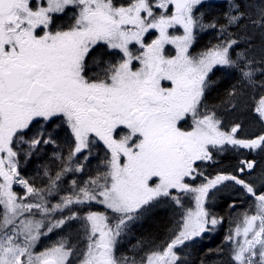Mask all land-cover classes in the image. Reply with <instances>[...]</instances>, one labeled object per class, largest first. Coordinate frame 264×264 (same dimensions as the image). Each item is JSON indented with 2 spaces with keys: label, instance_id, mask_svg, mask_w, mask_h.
<instances>
[{
  "label": "snow or ice",
  "instance_id": "6c2138e0",
  "mask_svg": "<svg viewBox=\"0 0 264 264\" xmlns=\"http://www.w3.org/2000/svg\"><path fill=\"white\" fill-rule=\"evenodd\" d=\"M227 6L223 23H206L205 0H0V264H73L67 238L35 251L71 221L80 222L86 241L77 264H180L177 249L220 223L205 207L209 194L229 188L256 209L226 237L231 262L264 264V168L256 171V156L264 157V96L253 109L261 132L250 137L239 135V124L225 130L204 106L214 70L264 89V0ZM69 9L67 27H54ZM209 29L217 30V43L193 54L198 32ZM236 96L233 86L229 102ZM57 120L68 154L53 153L37 186L21 176L18 149L27 144L30 157L56 145L44 134ZM97 143L106 149L104 170L82 184L66 179L84 171L81 156L87 150V161ZM226 153L237 161L231 171L204 170ZM169 201L178 210L170 240L139 260L118 257L119 238Z\"/></svg>",
  "mask_w": 264,
  "mask_h": 264
},
{
  "label": "rangeland",
  "instance_id": "374dc122",
  "mask_svg": "<svg viewBox=\"0 0 264 264\" xmlns=\"http://www.w3.org/2000/svg\"><path fill=\"white\" fill-rule=\"evenodd\" d=\"M120 1L124 2L125 0H120ZM205 2L225 3L227 6V0H205ZM236 2L242 3L247 7L249 2H251L253 5H257L261 2V0H236ZM56 26L57 25L55 24L54 27ZM170 31H174V30H170ZM176 34H182V30L176 32ZM201 34H205V32L204 31L198 32L197 36ZM257 44H259V41H257ZM172 49L173 48L170 46V50ZM235 85L236 87L238 85V89H240L239 94L237 97H235V99H232L231 102L227 101L224 104L220 105L219 107H214V108L205 107V108L208 110L215 111L217 117L221 120L222 125L226 126L225 123H227V126H229L230 130L233 125L239 124L241 126L239 131V135L241 137L255 136L261 132V122L259 121L258 117L255 115L253 109L256 103L258 102L259 98L261 96H264V89H261L259 86L252 88L246 85H242L239 83V77H237V81L235 82ZM26 146L28 147L27 144ZM84 155H88V152L84 153L81 156V162L83 164L87 162L83 159ZM256 160H257L256 171L257 174H259L261 168H264V157L256 156ZM227 165H234V163L228 161ZM222 170H226V169L216 168L210 175H214L216 172ZM31 171H34V169H31ZM87 175L88 174L85 171H83L81 173H76L74 175L70 174L69 175L70 178L67 177V179L74 178L78 181V183L82 184L83 181L88 179ZM255 178L256 177H253V179ZM64 188L68 189L69 185L65 183ZM14 191H16L20 195L24 194V189L20 185H14ZM58 199L59 197H56L52 202L55 203L56 200ZM230 203L234 204V207H229ZM222 204H224L225 206L222 210H219L220 205ZM184 205L186 208L195 207L194 201H192L191 199H185ZM205 207L213 215H215L218 220H220V223L217 225L214 231L206 232L202 235V237H197L193 241H188L186 242V246H181V248L177 249L178 254L181 257L180 264H232L231 262L232 245L226 241V237L229 235L230 232L234 231L238 223L242 222L245 213H249V214L255 213L256 209L254 206V202L251 201L250 198H248L245 194H243L242 191H238L236 188H229L223 191L213 190L209 194V198L206 201ZM177 212L178 210L176 208V205L173 204L171 201L158 205L156 208L152 210L151 213L146 214V216L142 218L141 221L135 223L131 227V229L127 232V234L119 238V243L117 244V249H116L117 256L118 257L135 256L136 259L139 260L140 257L143 256L146 253V251H148L149 249L154 248L156 246L164 245L166 242L170 240L172 236L174 225L176 223V220L178 219ZM158 213L166 215V217H168L169 219L170 225L166 229L164 233V237L161 240H157V241L148 238L138 239L139 236L135 237L136 231L144 224V222L146 220L151 219L152 217L155 216V214ZM128 233L130 234L128 235ZM131 236L135 238L132 239ZM61 238H67L69 242L75 247L76 256L73 257V264H77V261L80 258V253L83 251L86 245V241L83 238L82 229L80 227L79 221H71L70 226L66 225L62 229L54 230L52 233L49 234V236L42 237L35 251L37 252L42 251L45 247L51 246V244H53L54 242H56ZM217 239H218L217 246H214L213 248L214 252L213 253L208 252L209 250H207V252L211 254H209L206 257V260L203 261L194 260L192 256L193 255L192 251L194 247L205 243L208 244V246H211V242H214ZM135 244L139 245V246L137 245L138 249L135 248L136 246ZM130 247L134 249L130 250L131 249Z\"/></svg>",
  "mask_w": 264,
  "mask_h": 264
},
{
  "label": "trees",
  "instance_id": "16d2710c",
  "mask_svg": "<svg viewBox=\"0 0 264 264\" xmlns=\"http://www.w3.org/2000/svg\"><path fill=\"white\" fill-rule=\"evenodd\" d=\"M114 2L118 3V4L122 3L120 0H114ZM227 11H228V8H227L225 3L206 4L205 7H203L201 9V13H203L202 18L204 19V21L206 23L212 22V21H219L220 23L221 22L223 23L224 14ZM197 15H200V13H197ZM217 17H220V18H217ZM63 19L65 20L64 16L63 17H56V23H58L59 21H62ZM217 34H218L217 30L209 29L206 31L205 34H201V35L197 36L193 51L194 52H200V51H202L201 47H203L205 45H206V48L210 47L213 44L211 42L210 38L217 37ZM233 76L234 75H231V78ZM233 86L236 87L235 82H233L231 80H220V82L217 81L214 89L207 96V100L212 104H214L215 102H223L227 99L229 100L228 92L233 88ZM236 89H237V96H238L239 90H240V89H238V85H237ZM46 127H47V131L44 134L45 138H48V136L50 134L51 138L57 142L56 143L57 145H53V144L41 145L39 150L37 152H35L30 157H25V150H27V148H28L26 145L21 146V148L18 149L20 151V156L18 157V159L20 160L19 171L22 174V176H24L26 179H29L30 181L38 180L39 179L38 173L41 172V168H43V166L45 164H50V162L52 161V157H53L51 155H53V153H55V152H53L52 149L55 148V146H57L58 148H61V152L66 149L64 152H62L63 155L67 156V154H68L67 145L63 144L65 134H66L65 127L61 125L59 120H57V122L55 124H49ZM36 132H37V128L34 127L32 129V131L28 133V136L26 137V139H31L33 134ZM60 141H61V144H60ZM58 145H60V146H58ZM62 145H64V146H62ZM51 147H53V148H51ZM48 151H50V152H48ZM51 152H52V154H50ZM45 154L47 157L45 156ZM105 154H106V150L100 146H94L92 148V154L89 157V159L87 160V162L84 164L85 165L84 171L88 174V176L96 175L98 169L104 170V165L102 164V160L105 158ZM49 155H50V157H49ZM223 163L226 164L225 161ZM27 167L29 169L30 168L34 169V171L28 172L29 171V169H28V171L25 172V169ZM36 185L40 186L39 184H36ZM224 206H225L224 204L220 205L219 210H222L224 208ZM92 210L105 211L103 209V206H100V205H93ZM80 214L82 215L83 211H81ZM169 225L170 224H169L168 217H166V215H164V214L158 213V214H155V216L152 217L151 219L146 220L144 222V224L136 231V233H137L136 236H139V238L153 239L155 241L161 240L164 237V233H165V231ZM155 229H158V230H155ZM217 242H218V239L215 240L214 242H211V246H208V244H206V243L205 244L198 243L200 245H197L196 247H194L193 251H192V253H193L192 256H193L194 260L195 261L206 260V257L209 254H211L208 252H212V253L214 252L213 248H214V246H217ZM207 250H209V251L207 252Z\"/></svg>",
  "mask_w": 264,
  "mask_h": 264
},
{
  "label": "flooded vegetation",
  "instance_id": "af4514ba",
  "mask_svg": "<svg viewBox=\"0 0 264 264\" xmlns=\"http://www.w3.org/2000/svg\"><path fill=\"white\" fill-rule=\"evenodd\" d=\"M67 11H69V10H67ZM72 12H74V10H71ZM60 16H62V15H60ZM71 17L72 16H69L68 15V17H67V19H63L62 21H60V22H58L57 24H59L60 26H65L68 22H70V19H71ZM153 37H151V36H148L146 39L148 40V42H150L151 41V39H152ZM166 47H169V45L168 46H166ZM203 50L206 48V45L205 46H203V47H201ZM190 51H192V49L190 50ZM138 66V65H137ZM222 75H227V76H229V74H227L226 72H224L223 70H214V74H212V73H210V83H209V86H208V88H207V90H206V93H205V98H204V104L206 105V106H208V107H212V108H214V107H219L220 105H222V104H224L225 102H227V101H229L228 99L227 100H225V101H223V102H215L214 104H212V103H210L208 100H207V96L210 94V92L214 89V87H215V85H216V83H217V78L218 77H221ZM237 76H238V74H235L232 78H230V79H228V80H231V81H233V82H236L237 81ZM218 82H220V80L218 81ZM163 84H165V85H167L168 84V82L167 81H164V82H162ZM225 125L226 126H223L222 125V127L225 129V130H230V128H229V126H227V123H225ZM183 127H185V128H190L191 127V121L189 120L188 121V123L187 124H184L183 125ZM97 145H99V146H101V147H103V145L102 144H100V143H97ZM57 149V150H56ZM55 153H61V151H59V150H61V148H54V149H52ZM87 152V150H85V152L84 153H86ZM214 159H215V161H217L218 163H214V164H212V163H210V164H207V165H205L204 166V170L207 172V173H209V174H211L216 168L217 169H220V168H225L227 171H231L232 170V168L235 166V164H236V159H235V157H234V155L232 154V153H226V154H224V155H217V156H215L214 157ZM226 162V164H227V162L228 161H230V162H233L234 163V165H226V164H224L223 162ZM225 165V166H224ZM28 172H31V169H29V171ZM34 182H36V180L34 181Z\"/></svg>",
  "mask_w": 264,
  "mask_h": 264
},
{
  "label": "bare ground",
  "instance_id": "6f19581e",
  "mask_svg": "<svg viewBox=\"0 0 264 264\" xmlns=\"http://www.w3.org/2000/svg\"><path fill=\"white\" fill-rule=\"evenodd\" d=\"M242 2H244V1H242ZM117 4H118V3H117ZM218 15H219V14H218ZM221 16H222V15H221ZM213 18H214V17H213ZM217 18H220V17H217ZM221 23H222V22H221ZM230 78H231V75H230V74H229V76H227V75H222L221 77H218L217 80H218V81H219V80H228V79H230ZM62 142H63V141H62ZM56 143H57V142H56ZM60 144H61V141H60ZM63 144H65V143L63 142ZM56 145H57V144H56ZM65 145H66V144H65ZM58 146H60V145H58ZM62 146H64V145H62ZM56 147H57V146H55V148H56ZM52 148H53V147H52ZM57 148H58V147H57ZM62 148H63V147H62ZM64 148H65V147H64ZM67 148H68V147H67ZM53 149H54V148H53ZM49 150H50V149H49ZM56 150H57V149H56ZM62 150H63V149H62ZM65 150H66V149H65ZM65 150H64V151H65ZM54 151H55V150H54ZM54 151H53V152H54ZM59 151H61V150H59ZM64 151H62V152H64ZM67 151H68V150H67ZM48 152H50V151H48ZM59 153H60V152H59ZM47 154H48V153H47ZM50 154H52V152H51ZM45 156H46V154H45ZM51 156H53V155H51ZM46 157H47V156H46ZM49 157H50V155H49ZM44 159H45V158H44ZM46 159H47V158H46ZM49 162H50V161H49ZM69 175H70V174H69ZM68 178H70V177H68ZM66 179H67V178H66ZM143 220H144V219H143ZM154 227H155V226H154ZM154 227H153V228H154ZM156 227H157V226H156ZM158 228H159V227H158ZM160 229H161V228H160ZM155 230H158V229H155ZM134 231H136V230H134ZM163 231H164V230H163ZM160 232H161V231H160ZM129 234H130V233H128V235H129ZM133 234H134V233H133ZM77 235H78V234H77ZM136 235H137V233H136ZM138 235H139V234H138ZM133 236H134V235H133ZM140 236H141V235H140ZM131 237H132V236H131ZM135 237H137V236H135ZM135 237H134V238H135ZM134 238L132 237V239H134ZM130 239H131V238H130ZM138 239H139V237H138ZM141 240H143V239H141ZM141 240H140V241H141ZM131 241H132V240H131ZM135 241H136V240H135ZM129 242H130V241H129ZM137 242H138V241H137ZM134 243H135V242H134ZM134 243H131V244H134ZM139 243H140V242H139ZM135 245H136V244H135ZM137 245H138V244H137ZM137 245L135 246V248H137ZM138 246H139V245H138ZM131 247H132V246H131ZM131 247H130V248H131ZM130 248H129V249H130ZM129 249H128V250H129ZM132 249H134V248H131L130 250H132ZM137 249H138V248H137ZM134 251H135V250H134ZM131 252H132V251H131ZM135 253H136V252H135ZM140 254H141V253H140ZM135 255H136V254H135ZM131 256H132V255H131ZM137 256H138V255H137Z\"/></svg>",
  "mask_w": 264,
  "mask_h": 264
}]
</instances>
